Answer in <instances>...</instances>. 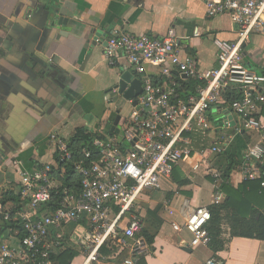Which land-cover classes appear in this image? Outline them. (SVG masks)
<instances>
[{
    "label": "built area",
    "instance_id": "1",
    "mask_svg": "<svg viewBox=\"0 0 264 264\" xmlns=\"http://www.w3.org/2000/svg\"><path fill=\"white\" fill-rule=\"evenodd\" d=\"M206 14L209 18L227 14L240 27L235 41H216L220 53L211 69L201 70L186 44L171 32L154 37L116 30L106 38H95L103 44L111 67L124 59L133 68L142 93L136 105L134 99L129 101L132 109L120 118L118 135L100 134L86 148V158L96 157L87 166H76L81 175L79 189L56 184L55 159L32 169L13 162L19 169L16 194L22 203L3 202L0 194V264H61L67 250L77 253L69 264H137L138 257L152 251L141 234L145 204L172 181L181 163L196 172L206 165L204 173L217 189L213 204L223 202L224 154L232 138L218 132L233 129L234 123L225 117L222 128L212 126L217 113L238 118L240 131L244 128L256 137L242 152L240 168L245 180L262 178L264 76L244 63L243 46L254 32L264 30V0H208ZM202 34L197 29L193 37ZM191 80L204 84L189 92ZM227 90L237 97L227 101ZM195 128L211 131L210 150L192 145L189 134ZM53 139L55 154L61 160L70 156L67 140ZM172 212L170 202H164L162 214ZM178 214L179 220L171 222L173 230L189 232L192 247L208 246L210 206H192L185 199ZM203 264L225 262L213 255Z\"/></svg>",
    "mask_w": 264,
    "mask_h": 264
},
{
    "label": "crops",
    "instance_id": "2",
    "mask_svg": "<svg viewBox=\"0 0 264 264\" xmlns=\"http://www.w3.org/2000/svg\"><path fill=\"white\" fill-rule=\"evenodd\" d=\"M207 1L0 0V194L16 193L20 188L15 160L28 169L54 161L53 137L68 140L81 127L110 135L117 116L110 112L125 104L114 86L124 73L139 76L124 59L118 67H111L103 44L95 41L97 36L106 38L116 30L154 37L171 32L186 44L201 70L215 67L220 53L216 41H235L240 27L227 14L207 17ZM197 29L202 37H193ZM243 52L247 67L264 76V30L252 34ZM98 93H104L113 105L103 107L97 121L90 122ZM214 116L219 129L225 117L233 119L234 128H222L218 134L232 138L230 149L242 162V152L256 137L244 128L240 131L243 126L238 118ZM241 162L230 174L229 183L235 188L245 181ZM191 170L188 163H181L172 181L164 184L168 188L155 193L156 205L169 201L173 212L163 213V225L146 256L147 263L203 264L215 255L225 264H264V240L236 236L225 249L214 252L209 246L192 247L189 232L173 230L171 222L179 220L183 200L192 206L214 203L217 189L211 177L204 169ZM184 180L188 183L181 185L179 181ZM222 194L224 201L226 193ZM224 231L227 237V225Z\"/></svg>",
    "mask_w": 264,
    "mask_h": 264
},
{
    "label": "trees",
    "instance_id": "3",
    "mask_svg": "<svg viewBox=\"0 0 264 264\" xmlns=\"http://www.w3.org/2000/svg\"><path fill=\"white\" fill-rule=\"evenodd\" d=\"M198 84H204V81L191 80L188 82V91L194 92ZM225 95L227 101H232L237 97L232 90H227ZM189 135L192 139V145L196 149L207 148L210 150L213 141L210 130L195 128ZM99 136L100 134L85 128H77L74 135L67 140L70 156L61 160L59 153L55 154L56 165L53 176L58 186H66L71 189L80 188L81 175L76 166L80 164L87 166L96 157L86 158L85 150L88 146H92L94 140ZM96 152L92 149L93 154ZM224 157L226 158L224 165L225 182L221 186V191L226 193V198L220 204L210 205L211 220L207 225L210 236L208 246L214 252L225 249L229 240L236 236L264 240V187L261 185L264 181V168L261 179L245 180L235 188L229 183L230 174L241 161L239 162L231 149L224 154ZM179 183L184 185L188 183V180L179 181ZM1 196L3 202L10 201L17 205L22 203L19 194L12 190L3 192ZM146 208L141 234L148 244L153 245L164 221L162 205L157 204L154 208L149 206ZM224 225L228 226L229 234L227 237L224 236ZM76 255L75 251L67 250L61 256V264H69ZM137 264H148L146 257H138Z\"/></svg>",
    "mask_w": 264,
    "mask_h": 264
},
{
    "label": "water",
    "instance_id": "4",
    "mask_svg": "<svg viewBox=\"0 0 264 264\" xmlns=\"http://www.w3.org/2000/svg\"><path fill=\"white\" fill-rule=\"evenodd\" d=\"M113 90L127 101L134 99L133 105H136V98L142 93V83L139 78L134 77L131 73L127 72L120 76ZM120 118V114L116 116L110 130V135H113L114 132H119L118 124Z\"/></svg>",
    "mask_w": 264,
    "mask_h": 264
},
{
    "label": "rangeland",
    "instance_id": "5",
    "mask_svg": "<svg viewBox=\"0 0 264 264\" xmlns=\"http://www.w3.org/2000/svg\"><path fill=\"white\" fill-rule=\"evenodd\" d=\"M109 93H112L111 91ZM94 98H95V101L93 103V106H95L93 109H94V112L91 111V117L92 119L90 120V122H92V120H96L97 121V117L99 115V113L103 110V107H110V105H113L112 102H110V99L109 100H106L105 97H104V93H98V94H94ZM112 101V100H111ZM111 103V104H110ZM109 109V108H107ZM132 107L130 106L129 102L127 100H125V104L123 106H121V108L119 110H114L111 111L110 113L111 114H115V115H121L122 117L124 116H127L129 114V112L131 111ZM217 117V116H212V126L216 127L213 119ZM217 120V119H216ZM219 125H224L223 122H219L218 123ZM217 124V125H218ZM207 166L205 165L204 166V169H206ZM168 187H166V185H163V189H167ZM155 195V196H154ZM153 197L151 198L150 203H147L145 204V207H148L150 206L151 208H153L156 203H155V200L157 199V195L154 194ZM153 204V205H152ZM153 206V207H152ZM226 228V226H225Z\"/></svg>",
    "mask_w": 264,
    "mask_h": 264
},
{
    "label": "flooded vegetation",
    "instance_id": "6",
    "mask_svg": "<svg viewBox=\"0 0 264 264\" xmlns=\"http://www.w3.org/2000/svg\"><path fill=\"white\" fill-rule=\"evenodd\" d=\"M113 120H114V118H113ZM113 120H112V122H111V125H112V123L114 122ZM111 125H110V126H111Z\"/></svg>",
    "mask_w": 264,
    "mask_h": 264
}]
</instances>
